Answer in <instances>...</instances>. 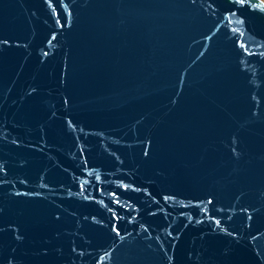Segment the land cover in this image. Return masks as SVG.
Here are the masks:
<instances>
[{
    "label": "water",
    "instance_id": "95a60500",
    "mask_svg": "<svg viewBox=\"0 0 264 264\" xmlns=\"http://www.w3.org/2000/svg\"><path fill=\"white\" fill-rule=\"evenodd\" d=\"M0 264H264V1L0 0Z\"/></svg>",
    "mask_w": 264,
    "mask_h": 264
},
{
    "label": "rangeland",
    "instance_id": "374dc122",
    "mask_svg": "<svg viewBox=\"0 0 264 264\" xmlns=\"http://www.w3.org/2000/svg\"><path fill=\"white\" fill-rule=\"evenodd\" d=\"M264 1V0H263Z\"/></svg>",
    "mask_w": 264,
    "mask_h": 264
}]
</instances>
